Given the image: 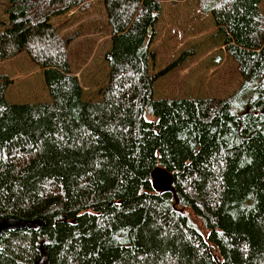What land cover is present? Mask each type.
I'll return each mask as SVG.
<instances>
[{
    "label": "trees",
    "instance_id": "16d2710c",
    "mask_svg": "<svg viewBox=\"0 0 264 264\" xmlns=\"http://www.w3.org/2000/svg\"><path fill=\"white\" fill-rule=\"evenodd\" d=\"M96 2L109 71L87 101L68 54L79 33L50 21ZM260 2L197 0L241 79L230 96L155 99L156 80L191 55L150 73L162 0H8L0 64L26 54L49 100L8 102L0 74V220L41 224L5 232L0 264H264ZM155 169L173 193L153 190Z\"/></svg>",
    "mask_w": 264,
    "mask_h": 264
},
{
    "label": "rangeland",
    "instance_id": "374dc122",
    "mask_svg": "<svg viewBox=\"0 0 264 264\" xmlns=\"http://www.w3.org/2000/svg\"><path fill=\"white\" fill-rule=\"evenodd\" d=\"M95 2V1H94ZM8 0H0V23L7 22ZM161 14L155 26V38L150 46L154 60L150 73L155 74L175 62L183 53H191L185 61L158 78L154 84L155 99L226 98L240 85L235 64L224 51V37L217 32L211 15L202 14L197 0H162ZM264 16V0L259 6ZM74 13V14H73ZM53 19L63 37H79L68 49L71 67L87 101L99 98L107 81L109 68L105 53L109 50V30L105 26L99 2L89 12ZM1 27V26H0ZM110 43V44H109ZM0 74L11 81L5 92L10 103L45 102L49 100L41 69L30 62L26 54L0 64ZM149 115V114H148ZM187 212V211H186ZM195 227L205 231L190 212Z\"/></svg>",
    "mask_w": 264,
    "mask_h": 264
},
{
    "label": "water",
    "instance_id": "95a60500",
    "mask_svg": "<svg viewBox=\"0 0 264 264\" xmlns=\"http://www.w3.org/2000/svg\"><path fill=\"white\" fill-rule=\"evenodd\" d=\"M152 186L156 192L164 191L173 193L172 177L165 170L155 169L151 175ZM41 225L39 221H22L18 219L0 220V238L5 232L33 229Z\"/></svg>",
    "mask_w": 264,
    "mask_h": 264
},
{
    "label": "bare ground",
    "instance_id": "6f19581e",
    "mask_svg": "<svg viewBox=\"0 0 264 264\" xmlns=\"http://www.w3.org/2000/svg\"><path fill=\"white\" fill-rule=\"evenodd\" d=\"M157 168V167H156ZM154 190V189H153ZM9 219V218H8ZM4 235V234H3ZM2 237V236H1ZM37 264H39V263H37Z\"/></svg>",
    "mask_w": 264,
    "mask_h": 264
},
{
    "label": "crops",
    "instance_id": "0c3cea01",
    "mask_svg": "<svg viewBox=\"0 0 264 264\" xmlns=\"http://www.w3.org/2000/svg\"><path fill=\"white\" fill-rule=\"evenodd\" d=\"M260 4H261V2H260ZM260 6V5H259Z\"/></svg>",
    "mask_w": 264,
    "mask_h": 264
}]
</instances>
